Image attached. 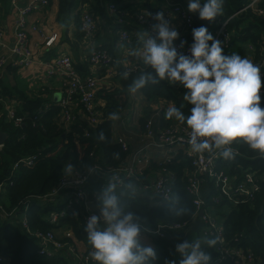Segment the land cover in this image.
I'll list each match as a JSON object with an SVG mask.
<instances>
[{
    "label": "trees",
    "instance_id": "obj_1",
    "mask_svg": "<svg viewBox=\"0 0 264 264\" xmlns=\"http://www.w3.org/2000/svg\"><path fill=\"white\" fill-rule=\"evenodd\" d=\"M118 0H57V18L65 19L69 14L76 21L77 34L82 36L78 28V18L83 5L87 4L86 11L99 22L107 21L105 5L112 3L119 8ZM187 9V0H170ZM250 0H224L223 11L213 20L200 19L197 13L190 12L192 16V28L187 34V40L193 42L192 29L205 26L214 34L218 23L226 20L225 29L230 31L228 45L223 48L225 55L237 53L244 57L246 44L253 45L255 56L258 47L264 46V19L257 17L250 9L239 12ZM204 0H201L203 3ZM131 2L128 4H132ZM257 7L264 8V0L256 2ZM120 27V26H118ZM115 28V27H114ZM117 28V27H116ZM127 29L126 26H123ZM211 44V41L208 42ZM98 49H104L96 47ZM106 50V49H105ZM107 51V50H106ZM108 52V51H107ZM70 57V56H69ZM71 59V58H70ZM74 68L80 74L87 72L84 67L74 63ZM155 72L147 65H138L132 71L126 73L117 71L114 83L109 82L97 92V97L102 101L100 106L101 119L93 126L86 125L82 118L64 128H59L54 123V117L58 107L48 99L40 96H22L19 111L24 114L25 122L21 127H12L8 123L0 121V130L5 133L2 152L0 153V183H5L0 192V207L5 213L13 211L11 215L2 216L0 211V264H69L70 260L63 254L46 256L38 252L36 239L29 234L21 224L24 218L26 227L31 230H55L58 227L69 226L76 239L88 238L86 229L82 224V210L74 206L73 210L66 209L55 222H50L48 215L58 212L65 206L70 194L68 190L61 191L53 199L45 200L39 197L47 194L56 184L59 177L66 169L84 171L97 164L101 171L114 168L124 159L125 151L118 141L111 136L110 113L121 115L129 106V86L133 80L142 73ZM126 74V78H125ZM264 84V76L261 77ZM0 88L6 95H12L0 81ZM143 97L150 101L161 97L182 107L187 116L190 114L191 104L183 100L186 89L182 85L160 80L158 83L149 81L144 87L138 89ZM261 95V107H264V91ZM45 102L48 106L39 115L34 117V112L42 107ZM154 116V115H153ZM153 119L147 113L136 117V126L143 130L147 119ZM33 123V125H31ZM181 123V122H180ZM184 124V123H183ZM87 131L88 136H83ZM101 133L103 139H101ZM235 149L233 159L227 160L218 154L215 159V169L222 170L229 175L240 176L241 171H255L262 178L256 180V189L249 196L241 194L234 197L235 202H227L224 197H219L217 205L228 204L229 209L221 216L220 226L221 246H236L248 249L253 256V264H264V154L252 150L242 141H234L231 145ZM24 157H31L30 163L21 161ZM15 164V165H14ZM164 167L171 173V195L164 199L158 196L149 197L141 192H123L114 190L119 198V204L124 212L131 211L141 226L139 243L142 246H151L156 252V259L149 260L148 264H179L182 256L175 250L176 244L184 241L174 237H160L154 234V229L159 224H172L175 222L190 221L193 207L191 195L185 190L187 174L193 170L190 159L185 157L182 149H178L164 163L154 165L153 169ZM102 171V172H103ZM141 178V180H140ZM207 183V191L202 196L205 205L213 204L210 198L216 196L214 181L204 179ZM147 181L145 174L139 175L136 184ZM103 188L102 190H104ZM97 206H102V201L93 200ZM179 212V214H177ZM199 232V231H198ZM207 239L214 237L204 236ZM205 240V241H206ZM66 241V240H65ZM190 240L189 242H194ZM68 242V241H67ZM219 242L214 246H202V249L210 254L209 264H231L228 257H218L215 250ZM224 244V245H223Z\"/></svg>",
    "mask_w": 264,
    "mask_h": 264
},
{
    "label": "built area",
    "instance_id": "obj_2",
    "mask_svg": "<svg viewBox=\"0 0 264 264\" xmlns=\"http://www.w3.org/2000/svg\"><path fill=\"white\" fill-rule=\"evenodd\" d=\"M258 0H250L240 11L250 9L257 17L264 19V8L257 7L256 2ZM10 4L15 8L16 15L13 23V37L10 46L8 47V53L10 57L0 55V71L5 66L16 68L19 65H27L31 61L32 49L29 46V40L26 33V15L31 11H35L44 8L48 5L49 0H25L22 3H18L17 0H9ZM140 4V3H139ZM136 3H132L129 10L119 8L118 6L107 3L105 5V12L109 23L112 27H117V42L118 44L126 45L133 41H138L141 44V38L139 33L141 30H148L150 34L155 35L151 30V26L156 22L148 13L155 14L156 12H162L165 19L169 20L172 14H175L180 20L179 39L174 41L177 46V50L185 54L189 53L190 43L187 40V34L192 28V16L190 12L177 4H173L170 0H162L161 5L158 8L152 9L143 13L141 9H135ZM130 16V17H129ZM225 22L218 23L217 29L213 34L214 39L221 41V47L224 48L228 45V40L231 32L225 29ZM120 26V27H118ZM126 26L127 29H124ZM78 28L82 33L84 40H90L97 30V24L95 18L86 10H81L78 18ZM28 29L35 32L39 37L38 47L48 49L52 47L58 41V33L56 31L43 32L38 26L31 24ZM3 31L0 26V41ZM180 40H184L187 43L183 48L179 47ZM34 46L36 43L33 44ZM142 46V45H141ZM246 54L254 64L260 66L261 77L264 76V46H259L256 56L253 45L247 43ZM84 60L86 63L85 74H80L74 68L69 55L65 53H59L53 57L38 60L39 64L44 68V77L52 78L59 76V90L58 98L56 101L49 97V101L56 104L58 112L54 117V123L59 128L65 130L69 125L75 123L78 118H82L86 125L93 126L101 119L100 103L96 97V91L99 88L101 80L106 79L109 76V67L113 63V58L105 49L91 48L85 53ZM136 68V64L124 65L122 70L126 73ZM103 70V76H99L98 71ZM179 85V83H176ZM41 89V87H40ZM264 91L262 86L260 93ZM36 96V95H35ZM48 106L49 102H45L42 107L38 108L32 115V122L34 117L39 115ZM20 100L16 95H6L0 88V121L10 124L12 127H21L25 122L24 114L19 111ZM34 123V122H33ZM31 123V125H33ZM1 131V130H0ZM83 136H88V132L84 131ZM142 144L135 151L128 150L126 141L119 137L116 141L119 142L120 147L125 151L124 159L114 168H107L105 171L106 178L104 179L103 187L107 188L109 185H114V190H118L125 181L137 180L141 175L142 170L139 165L138 153L145 151L148 148H157L159 153L164 157L159 163H164L169 160L172 154L178 149H182V153L190 159V164L193 170L187 174L185 190L191 195V204L193 207L192 217L196 216L201 211L200 218L203 222L202 235L214 237L218 246H216V254L218 257H228L231 260V264H253V256L248 249L236 247V246H221L220 235L221 226L220 222H217L214 218L205 213L206 207L204 198L202 196V184L204 179H212L214 181V187L217 190V195L212 196L210 200L213 204L218 203L219 197L229 199L233 204L235 202L234 197L236 195H247L256 189L258 178H262L261 174H257L255 171H241L240 176L229 175L222 170L215 169V159L218 157L219 152L213 151L211 153L205 151L203 153H194L191 151V147L188 144L190 137V129L183 123H176L173 125H166L162 127H156L151 118L147 119L143 125V130L139 134ZM3 143H0V153L2 152ZM173 148L175 150L173 151ZM235 150V149H234ZM23 162L30 163L31 157H24L21 159ZM15 165V164H14ZM101 171V168L97 164L91 165V167L84 171H76L72 168H68L59 177L55 186L45 195L39 197L41 199L49 200L54 196L60 194L61 191L68 190L70 197L67 198L65 206L58 212H51L48 215L50 222H55L58 216L64 213L66 209L73 210L74 206H78L82 210V224L86 229L88 219L92 215L99 216L100 209L98 211H92L88 208V203L91 202L89 195L85 190V183L89 179V176L95 172ZM159 175L153 178L151 182L138 184V191L147 193L150 191L152 196H158L160 198L167 199L171 195V173L164 167H160L158 170ZM5 183H0V192L3 190ZM212 204V205H213ZM2 216L11 215L13 211L5 213L0 207ZM189 221L175 222L172 224H159L154 229V234L164 237L161 228H167L173 231H180L184 229ZM21 224L25 230L31 234L37 242L38 252L46 256H52L56 253L63 254L68 257L71 264H100L99 261L94 260L90 253L94 251L91 244L88 241V248L84 253H76L72 248V244L59 238L55 235L53 230H29L26 227L24 218H21ZM103 219H101L98 227L103 228ZM141 237L139 234L138 239ZM88 239V238H87Z\"/></svg>",
    "mask_w": 264,
    "mask_h": 264
},
{
    "label": "clouds",
    "instance_id": "obj_3",
    "mask_svg": "<svg viewBox=\"0 0 264 264\" xmlns=\"http://www.w3.org/2000/svg\"><path fill=\"white\" fill-rule=\"evenodd\" d=\"M223 3L224 0H204L203 3L187 0V10L197 13L200 19L213 20L222 13ZM148 15L157 21L151 26L155 35L148 30L139 33L142 46L130 50L129 55L140 57L143 64L154 70L155 77L142 73L133 80L129 91L136 92L149 81L178 82L186 89L183 100L192 105L190 114H184L183 105L171 104L165 119L186 124L190 129L188 144L192 152L215 150L220 157L230 160L236 154L231 145L239 140L264 154V107L260 103L264 84L260 66L237 53L225 55L221 41L214 39L203 25L192 29L190 54L180 52L174 44L180 36L177 28L162 12ZM185 43L180 40L179 47L183 48ZM109 119H119L118 113H110ZM114 188L109 185L102 191L101 214L88 219L86 231L94 249L90 255L100 264H148L149 260L156 259V252L153 247L139 243V218L131 211H123ZM101 219L106 225L103 228L98 227ZM205 243L211 247L216 240L207 239ZM175 250L182 256L179 264H209L211 259L202 249L200 239L184 240L176 244Z\"/></svg>",
    "mask_w": 264,
    "mask_h": 264
},
{
    "label": "crops",
    "instance_id": "obj_4",
    "mask_svg": "<svg viewBox=\"0 0 264 264\" xmlns=\"http://www.w3.org/2000/svg\"><path fill=\"white\" fill-rule=\"evenodd\" d=\"M23 1L25 0H17L19 4ZM117 2L118 5L125 10H129L130 8H127L128 4L134 2L137 4V6L134 8L141 9V11L145 13L152 9L158 8L161 5L162 0H118ZM82 9H88V5H83ZM56 12L57 0H49L46 7L27 13L25 30L28 36L29 46L33 51L31 61L27 65H19L16 68H11L7 65L0 71V81L2 85L6 87L13 95L19 97L36 95L45 99H48L50 96L53 99V94L58 95V81L60 80V77L55 76L52 78H45L44 68L39 64L38 60L47 59L59 53H65L69 55L70 58L74 60V63L79 64L82 68L84 67V69H86L84 56L85 53H87L91 48L99 46L108 51L114 61L109 67V76L105 77L106 79L101 80L99 83V88L96 91V97L97 92H99L101 88H104L107 84H109L110 81L114 83V76L116 72L120 70L122 71L124 65H144L140 57L129 55L130 50H138L141 48L140 42L133 41L126 45L118 44L117 28L112 27L108 20L104 21V23H101L99 20L95 19L97 30L90 40L87 41L84 40L82 36L79 37L77 34L76 21L72 18L71 14L66 16L65 19H58ZM15 15L16 10L10 4L9 0H0V26L3 31L0 41V55H5L8 58L10 57V54L8 53V47L12 42ZM169 22L172 26L179 30L180 20L175 14L170 16ZM31 24L38 26L45 33L49 31H56L59 36L58 41L48 49L38 47V35L28 29V26ZM143 31L144 30H141V32ZM34 43H36L35 46L33 45ZM244 57L248 58V55ZM98 74L99 76H103V70H99ZM97 100L101 106L102 101L98 99V97ZM129 100V106L125 109L123 114L119 115V119H111L112 139L117 140L119 137H122L128 145L129 152L135 151L142 144V140L139 136L141 132L139 130V126L134 124L136 117H140L142 113H147L148 116L153 117L154 120H152L156 127H162L169 124L173 125L179 122L175 120V122L173 121L174 123H169L170 120L165 119V112L172 104V102L169 100L157 97L147 101L138 90L136 92H129ZM174 150L175 148H173V151ZM162 156L163 155L159 153L157 148L151 147L138 153L139 165L142 170L140 176H142L144 173L147 181L149 182L158 176L159 168H153L154 165H158V162L164 158ZM105 178V172L95 171L89 176V179L85 183V190L92 203L93 200H98L100 198L103 191L102 189L104 188L103 184ZM138 187L139 185L136 184L134 180H127L118 190L123 192H139L137 190ZM202 190L204 191L203 193L207 191V183L202 184ZM215 191L217 190L215 189ZM145 192H147L145 194L149 197H153L150 191L147 190ZM227 200V202H230L229 199ZM101 207L102 206H97L98 209H101ZM228 209V204H206L204 211L217 222H220L221 216L226 213ZM203 225L204 224L200 216L197 214L190 219L184 229L180 231H173L167 228H161V232L164 237L179 236V239L188 241L200 239L201 246H205L207 245L205 243L206 239L201 233ZM53 231L57 237L71 243L74 252H86L88 248V239H76L73 236L72 230L69 226L58 227ZM69 264H71V262H69Z\"/></svg>",
    "mask_w": 264,
    "mask_h": 264
},
{
    "label": "water",
    "instance_id": "obj_5",
    "mask_svg": "<svg viewBox=\"0 0 264 264\" xmlns=\"http://www.w3.org/2000/svg\"><path fill=\"white\" fill-rule=\"evenodd\" d=\"M120 71H121V70H120ZM57 97H58L57 94H53V100H54V101L57 100ZM4 139H5V133L2 132V131H0V143H2V142L4 141ZM87 206H88V208H89L90 210H92V211H94V212H95V211H98L97 206H96L94 203H92V202H89ZM198 215H199V216L201 215V211L198 212Z\"/></svg>",
    "mask_w": 264,
    "mask_h": 264
},
{
    "label": "rangeland",
    "instance_id": "obj_6",
    "mask_svg": "<svg viewBox=\"0 0 264 264\" xmlns=\"http://www.w3.org/2000/svg\"><path fill=\"white\" fill-rule=\"evenodd\" d=\"M142 114H144V113H142ZM175 122V119H173L172 121L170 120V122L169 123H174ZM174 239L176 240V242L178 241V240H182V239H179V236H174Z\"/></svg>",
    "mask_w": 264,
    "mask_h": 264
}]
</instances>
